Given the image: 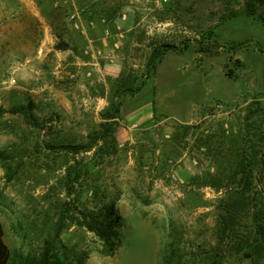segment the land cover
<instances>
[{
  "label": "rangeland",
  "instance_id": "374dc122",
  "mask_svg": "<svg viewBox=\"0 0 264 264\" xmlns=\"http://www.w3.org/2000/svg\"><path fill=\"white\" fill-rule=\"evenodd\" d=\"M104 3L106 18L126 15L122 72L106 83L99 65L56 55L70 5L47 17L57 21L50 33L31 4L0 0V223L10 263L37 257L57 235L69 264H264V0ZM163 45L176 49L154 57ZM160 72L175 88V116L195 105L197 115L178 122L154 109V135L119 143V123L154 101ZM106 208L122 219L113 256L80 224Z\"/></svg>",
  "mask_w": 264,
  "mask_h": 264
},
{
  "label": "crops",
  "instance_id": "0c3cea01",
  "mask_svg": "<svg viewBox=\"0 0 264 264\" xmlns=\"http://www.w3.org/2000/svg\"><path fill=\"white\" fill-rule=\"evenodd\" d=\"M28 4H31L36 8L37 14L42 19L41 27L44 30L56 31V20H50L51 14H56L58 9H61L64 4L70 5V10L67 13V21L64 25V32H66L65 42L66 47L62 49H55L60 51L56 53L60 57H72L73 63L75 64H94L99 65L98 73L103 82L106 83L105 79L115 78L122 71V64L124 55L119 50L115 49L112 44L118 41L119 45L126 42V38L123 37L118 39V32L123 31L121 24H119V18L113 21L110 20L111 9L110 5H105L104 0H21ZM70 15L76 16V23L78 28L74 27V23L70 20ZM101 18L106 20V23L100 21ZM43 19H48L44 21ZM109 19V20H108ZM122 20V19H120ZM56 21V22H55ZM94 24H90V23ZM119 26V30H118ZM109 31V36L105 39L104 32ZM123 34V32H122ZM54 36H50L43 40L41 43L44 45L52 43ZM107 40V41H106ZM107 42L105 45L104 42ZM105 42V43H106ZM122 42V43H121ZM121 46V45H120ZM97 50H101L102 54L97 55ZM96 66H94L95 68ZM91 68V67H90ZM93 68V70H94ZM100 70V71H99ZM159 72V71H158ZM163 72L158 73V82L156 84V93L154 94V101L144 100L127 112L124 116V123H119L116 130V138L119 143H137L140 141V133L144 131L146 134L150 131V134L154 135L156 129L159 127L161 122L154 120V112L166 113L164 119L167 117L171 120L183 122L188 120L191 116L197 115L198 109L196 105L190 110V115L183 118L176 110L172 103V96L175 88L166 87L163 85ZM176 72H174L172 81H175ZM99 78V79H100ZM167 80V78L165 79ZM149 86L148 82L144 83L143 90ZM158 86V87H157ZM167 89V90H166ZM160 90V91H159ZM165 90V91H164ZM145 92V91H144ZM143 94V93H140ZM198 105V104H197ZM200 105V104H199ZM155 109V110H154ZM188 118V119H187ZM169 131V130H168ZM140 135V136H139Z\"/></svg>",
  "mask_w": 264,
  "mask_h": 264
},
{
  "label": "trees",
  "instance_id": "16d2710c",
  "mask_svg": "<svg viewBox=\"0 0 264 264\" xmlns=\"http://www.w3.org/2000/svg\"><path fill=\"white\" fill-rule=\"evenodd\" d=\"M251 6V5H249ZM252 15V11L248 12ZM166 48L176 49L173 45H163L157 47L153 56L161 54ZM203 51L212 52L209 47H203ZM232 71V70H231ZM243 179L245 184L250 183L249 165L244 162ZM88 231L95 234L100 241L99 253L104 256H113L121 244L120 227L122 219L113 208H106L102 213L87 219L84 217L80 222ZM257 233L264 241V223L257 225ZM4 231L0 223V264L10 263V251L3 239ZM59 248L62 250L60 253ZM67 247L56 235L54 239L45 240L41 252L37 257L28 256L23 259V264H69L67 263Z\"/></svg>",
  "mask_w": 264,
  "mask_h": 264
},
{
  "label": "built area",
  "instance_id": "2783aa9c",
  "mask_svg": "<svg viewBox=\"0 0 264 264\" xmlns=\"http://www.w3.org/2000/svg\"><path fill=\"white\" fill-rule=\"evenodd\" d=\"M164 1H166V0H164ZM69 18H70V20L72 21V23H74V27L78 28V24H77L76 21H75L76 16H75V15H70ZM125 18H126V15H125V14L120 15V19L124 20ZM100 21H101L102 23H106V20H105L104 18H101ZM90 24L92 25V24H94V23L91 22ZM119 29H120V28H119V26H118V30H119ZM117 35H118V39H121V38L123 37V34H122L121 31H119ZM108 36H109V31H108V30H105V32H104V38L106 39ZM112 46H113L115 49H117V48L119 47V43H118V41H115V42L112 44ZM101 54H102L101 50H97V55H101Z\"/></svg>",
  "mask_w": 264,
  "mask_h": 264
},
{
  "label": "water",
  "instance_id": "95a60500",
  "mask_svg": "<svg viewBox=\"0 0 264 264\" xmlns=\"http://www.w3.org/2000/svg\"><path fill=\"white\" fill-rule=\"evenodd\" d=\"M66 47V42L64 40L58 42L56 45H55V49H63Z\"/></svg>",
  "mask_w": 264,
  "mask_h": 264
}]
</instances>
